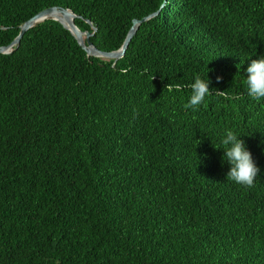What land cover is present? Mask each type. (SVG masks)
<instances>
[{"label":"trees","instance_id":"1","mask_svg":"<svg viewBox=\"0 0 264 264\" xmlns=\"http://www.w3.org/2000/svg\"><path fill=\"white\" fill-rule=\"evenodd\" d=\"M51 6L102 51L160 10L117 60L52 19L0 53V264H264V98L244 71L264 0H0V46ZM208 67L210 95L186 108ZM228 129L252 187L226 178Z\"/></svg>","mask_w":264,"mask_h":264},{"label":"clouds","instance_id":"2","mask_svg":"<svg viewBox=\"0 0 264 264\" xmlns=\"http://www.w3.org/2000/svg\"><path fill=\"white\" fill-rule=\"evenodd\" d=\"M208 69L206 77L195 75L189 84L190 98L185 105L186 108L195 110L210 95L212 88L209 87L211 79L208 73L214 70L209 67ZM244 71L246 73L245 84L248 96L255 100L264 98V54H259L255 59H250ZM221 79V75L216 76L217 82ZM169 90L171 91V89ZM240 136L241 134L228 129L220 139V147L213 146L217 149H223L221 162L229 165L226 178L237 184L252 187L260 168Z\"/></svg>","mask_w":264,"mask_h":264},{"label":"water","instance_id":"3","mask_svg":"<svg viewBox=\"0 0 264 264\" xmlns=\"http://www.w3.org/2000/svg\"><path fill=\"white\" fill-rule=\"evenodd\" d=\"M159 10L141 19H137V18L133 19L132 26L129 28V31L127 32L125 39L123 41V44L118 50L102 51L98 49L90 40V36L93 35L94 32H84L81 29H79L75 24L74 18L79 17L78 14L73 13L72 11H69L66 8L60 6L47 7L37 12L34 16H32L27 21H25L20 26L19 32L15 37V39L9 45L0 46V53H7L13 45L18 44L23 34L34 24L43 20L52 19L61 23L66 29H68L75 36L79 45L83 47V49L86 51L88 55L100 56L104 58H112L114 60H117L124 55L126 47L130 42L131 38L133 37V35L135 34L136 30L138 29L140 23L145 21L149 17L156 15L159 12ZM84 35L86 36V42L84 41L83 38Z\"/></svg>","mask_w":264,"mask_h":264}]
</instances>
